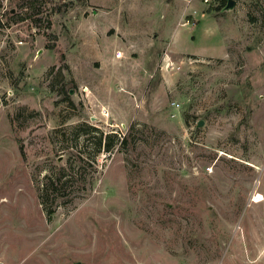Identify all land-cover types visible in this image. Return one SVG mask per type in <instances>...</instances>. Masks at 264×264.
Wrapping results in <instances>:
<instances>
[{
    "label": "rangeland",
    "instance_id": "374dc122",
    "mask_svg": "<svg viewBox=\"0 0 264 264\" xmlns=\"http://www.w3.org/2000/svg\"><path fill=\"white\" fill-rule=\"evenodd\" d=\"M222 1L0 9V264H264V0Z\"/></svg>",
    "mask_w": 264,
    "mask_h": 264
},
{
    "label": "trees",
    "instance_id": "16d2710c",
    "mask_svg": "<svg viewBox=\"0 0 264 264\" xmlns=\"http://www.w3.org/2000/svg\"><path fill=\"white\" fill-rule=\"evenodd\" d=\"M226 4V1L225 0H223L222 1V4L218 7V9H220V8H222L224 5ZM0 8H1V0H0ZM111 136H116V135H110L109 137H111ZM117 140V139H116ZM118 141V140H117ZM102 139L100 138L99 140H97L96 141V146H97V148H100L101 149V147H102ZM114 142H115V138L114 139H110L109 141H107V143H105L104 145H105V148L107 149V150H109L112 146H113V144H114ZM127 142V138L125 137V138H123L121 141H120V143H121V145H124L125 143ZM21 150L23 151V147H21ZM65 171V169L64 168H62L61 169V172H59L58 173V175H56L55 176V178L54 177H52V176H50V177H48V179L51 181L50 182V186H51V189L52 190H55L56 192H58V191H62L63 189H65L66 187H67V183H68V181H69V179H67V175H66V172H64ZM48 187V186H47Z\"/></svg>",
    "mask_w": 264,
    "mask_h": 264
},
{
    "label": "built area",
    "instance_id": "2783aa9c",
    "mask_svg": "<svg viewBox=\"0 0 264 264\" xmlns=\"http://www.w3.org/2000/svg\"><path fill=\"white\" fill-rule=\"evenodd\" d=\"M205 1H209V0H205ZM7 2H8V0H1V8L0 9H4V8L8 7Z\"/></svg>",
    "mask_w": 264,
    "mask_h": 264
},
{
    "label": "bare ground",
    "instance_id": "6f19581e",
    "mask_svg": "<svg viewBox=\"0 0 264 264\" xmlns=\"http://www.w3.org/2000/svg\"><path fill=\"white\" fill-rule=\"evenodd\" d=\"M262 195L260 193H255L252 200L259 201L261 199Z\"/></svg>",
    "mask_w": 264,
    "mask_h": 264
}]
</instances>
